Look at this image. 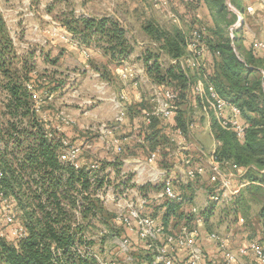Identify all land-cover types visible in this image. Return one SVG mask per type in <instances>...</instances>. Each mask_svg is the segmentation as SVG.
Masks as SVG:
<instances>
[{
	"label": "trees",
	"instance_id": "16d2710c",
	"mask_svg": "<svg viewBox=\"0 0 264 264\" xmlns=\"http://www.w3.org/2000/svg\"><path fill=\"white\" fill-rule=\"evenodd\" d=\"M204 1L216 10L215 26L207 27L204 44V52L210 47L214 55L212 71L206 72L202 58L201 66L192 73L186 72L181 59L189 54L190 33L186 34L178 26L167 29L153 22L143 25L157 44L145 52L146 71L154 82L178 93L174 129L185 134L198 110L194 104L201 102L193 89L198 78L204 81L207 90L212 85L228 102L237 105L247 125L245 138L239 139L235 132L221 127L212 115V130L218 142L215 154L221 162L247 168V176H252V180L264 181V172H261L264 169V75L259 69L264 67V62L252 50L245 58L237 52L239 39L227 34L228 26L236 17L227 18L226 0ZM202 2H182L185 14H180V18L186 15V23L192 28L201 23L197 11ZM59 20L68 34L86 45L103 48L114 60L126 59L134 50L127 28L114 16L89 18L74 13ZM211 34L215 37L209 38ZM161 54L177 62L163 65ZM35 60V51L18 53L0 7V166L4 172L1 184L16 199L27 229L18 246L0 239V264H97L93 256L79 247L94 242L88 240L87 233L90 227L97 226L95 223L112 227L118 222L99 192L110 185L118 188L115 182L122 162L119 158L113 161L98 158L84 145L78 157L79 165L60 159L64 147L73 142L66 145L64 140L68 137L48 127L38 115L33 91L28 85L31 83L35 89L50 93L63 83L37 74ZM142 132L146 133L151 149L159 146L155 119L143 125ZM109 166L114 170V179L107 172ZM150 188L159 189L152 184L141 187L144 192ZM181 204L169 201L171 208L178 209ZM120 226L126 230L123 224Z\"/></svg>",
	"mask_w": 264,
	"mask_h": 264
},
{
	"label": "crops",
	"instance_id": "0c3cea01",
	"mask_svg": "<svg viewBox=\"0 0 264 264\" xmlns=\"http://www.w3.org/2000/svg\"><path fill=\"white\" fill-rule=\"evenodd\" d=\"M86 1L87 0L81 1L82 7L86 4ZM230 1L232 5L228 8L229 15H227L236 18L233 23L228 26V29L231 34L233 28L234 37L239 39L240 49L239 51L237 50V52H240L242 57L245 58L248 55L247 52L252 50L256 58H261L264 62V48L254 47L256 42H264V3L260 0H226L227 6H229ZM30 2L29 5L27 3L25 4L24 0H0L1 10L19 54L35 51L37 56L43 53L44 57L41 59L42 61L44 60L43 62H51L56 67L61 65L67 69L68 72L76 75V77H83V79H85L84 77L88 76L90 78L95 77L102 80L104 87H106L107 96L101 97L100 99L114 105L113 108L117 109L116 103L122 94L128 95L127 100L124 101L127 116L122 123L117 124V122H114L116 124L115 127H113L114 131L108 136L110 140L118 138L123 150L118 152L110 142L114 154L101 158L108 161H113L115 158L121 160L122 166L120 174L118 175V180L128 182L130 186L132 185L130 190L133 188L137 196L139 194H144V196H146L150 191H156V196L162 189V185L159 183L158 184L161 186L160 190L150 188L151 190L144 192L141 187L144 186L147 181H151L152 173L155 172L154 168L164 167L169 170V176L173 180L176 191L183 193L185 196L186 193L191 196L189 205H186L184 209L180 208L183 207L187 201L185 204L182 203L181 207L178 209L171 208V206L169 207V204L159 206L160 208H156L155 206V212L152 216L156 219L158 225L167 230L166 228L170 224L172 218L177 219V222L181 224L180 228L188 227L193 224L195 225L197 224V216L189 211L193 207H196L203 218V221L198 224L200 242L206 254L210 257H221V252L217 243L210 237V233L213 231L229 236L230 247L236 251L240 246L247 245L252 240H256L264 246V213L261 214V210L258 213L260 219H252L247 207L248 204L244 203L243 200L246 192H250L253 188L250 185L257 183V181L247 176V172L243 174L242 177L240 173L237 175L238 177H235L236 184H240L243 180H246L248 184L242 188L240 194L237 195L234 200L222 202L210 199L211 195L217 194V188L214 187V184L210 180L215 167L214 164L210 162V158L218 147V142L212 130L213 114L211 111H206L203 108L196 110V119L195 116H193L196 128H191L190 126L187 134L178 129H174L175 118L173 117L167 121L155 119V128L159 130V145L164 146L165 151L162 160L158 164L153 166L147 164V158L152 149L150 148L149 141L145 137L146 133L142 132L145 122L142 110L148 105V102L147 100L140 99V95L146 99L148 93H145L143 89L145 87H151V85L156 83L146 71L144 55L147 48L143 50V48H138L136 44L132 43L134 50L128 58L120 61L114 60L111 54L101 47L86 45L82 40L80 44H74L73 41L63 38V34H68L66 27L60 22L53 20V14H56L55 8L59 7L62 8L61 12L63 15L60 16L56 14L55 18H65L66 16L74 14L76 10L71 13H65L67 11L65 5L69 6L71 0H30ZM170 2L169 8L173 6L172 8L174 9V13H171V15H177L180 18V14H185L182 11L184 5L180 0H170ZM249 7H252L253 10L249 11ZM75 14L76 16L89 18L110 15L120 19L115 13L95 16L84 10H77ZM197 17H199L198 22L212 28L215 26L216 10L210 8L207 1L205 2L203 0L197 11ZM182 20L183 24L186 26V28L185 26L184 28L187 31L191 30L192 25L186 23V15L185 17L183 15ZM57 24L59 26L55 32L53 29ZM178 27L186 33L183 26L181 27V24L178 25ZM211 37L214 38V34H211L209 38ZM153 44L157 46L155 42H153ZM46 55H48L51 60L45 59ZM162 58L164 59L162 60ZM37 59L39 60V58L36 57V60ZM165 60L168 61V64L177 62L176 59L161 54L160 62L163 65H168L164 64ZM185 61V58L181 59L183 69H185L186 72L189 70V72L192 73L195 68L191 67L189 64L187 65ZM213 62L214 55L210 47H206V51L203 54V64L205 65L207 73L212 71ZM126 68L135 72L136 77L133 80H123L122 74ZM259 69L264 75V67H260ZM56 79L59 80L58 78ZM71 79L73 78H68V80ZM136 81L138 84L134 83ZM201 84L202 86H206L204 81L198 78L193 85L195 94H198L196 89H198V87L201 88ZM63 85L57 89H53L50 93H45L42 89H35L33 91V100L35 103L38 102V99L41 100L40 108L36 110L38 115L46 122V125L54 131L59 129V131L64 133L74 144V118H72V106L69 103H63V101H61V99L64 98L63 96L67 94L70 95L71 92L69 91L66 93L68 88L64 87V95L62 94V96H60L58 91L62 89ZM76 87H79V84H76L75 87L73 86L70 89L77 91L79 88ZM62 103L64 106H62ZM67 105L69 106L66 107ZM183 108H185V105L182 106V109ZM109 113H111V111ZM117 113L118 111H116L115 116H113L114 121ZM61 114H67L71 119V123L68 125L63 124ZM139 125L142 129L141 132L138 133L135 128ZM207 134L213 139L209 150H207L204 145L205 135ZM160 136H165V139L160 140ZM179 142L186 147L185 152L193 156V164L195 167L204 166V172L196 179L188 180L185 176L184 167L180 165V163L177 164V161H180L174 159L173 155H170V150H172L175 145L177 146ZM140 164H144L142 169L140 168ZM215 165H219L228 173L235 174V172H232L234 169H232L230 165H224L223 163ZM243 169L248 170L247 168L238 166V171ZM107 172H109L110 177L114 179L115 173L111 166L108 167ZM261 172H264V169L261 170ZM210 183L212 184L211 187H209ZM128 184L125 185V187L126 190L129 191ZM111 187H113V185L106 188V191L108 189L110 190ZM204 191L206 204L204 203V206L201 208L196 204V195L201 192L203 194ZM220 207H225V209L223 212H218L220 216H217V210ZM179 209L181 213L184 212L185 216L189 217L188 220L184 219L182 216L183 214H181L183 218L176 216V212ZM188 212L190 213L189 215ZM178 254L181 259H185L187 256V252L184 249H179ZM238 261L248 264H260L253 254L239 256Z\"/></svg>",
	"mask_w": 264,
	"mask_h": 264
},
{
	"label": "built area",
	"instance_id": "2783aa9c",
	"mask_svg": "<svg viewBox=\"0 0 264 264\" xmlns=\"http://www.w3.org/2000/svg\"><path fill=\"white\" fill-rule=\"evenodd\" d=\"M184 3H190L194 0H180ZM264 3V0H260ZM30 2L26 0V3ZM153 6L156 9L168 8L170 0H152ZM28 4V3H27ZM249 11L253 8L249 7ZM199 18V17H198ZM174 19L177 21L179 18L174 15ZM59 24V23H58ZM54 26V31H57L59 25ZM207 26L204 24L195 25L189 32L190 39L188 41L189 54L185 57V63L193 68L201 66L202 58L204 54V44L206 41ZM231 35L234 37L233 28ZM63 38L71 40L74 44H80V40L71 36L70 34H63ZM255 48H264V42H256ZM175 62V61H174ZM136 77L135 72L129 68H126L122 74L123 80L134 79ZM138 84L137 81L134 82ZM29 89L35 90L34 86L30 83ZM150 92L147 98L144 99L140 95V99L147 100L148 105L143 108L142 114L144 118V125H149L154 119L170 120L178 107V93L166 86L165 84L154 83L150 87ZM198 95L201 98L200 103H195V109H205L211 111L217 120L218 124L228 130L235 132L239 139H244L246 135V122L242 116L241 109L230 102L223 96H221L214 86H209L207 90L206 86L198 87L196 89ZM128 95L122 94L120 99L117 100L118 113L115 117L117 124L122 123L126 116L127 111L125 109L124 101L127 100ZM41 105V100L35 103L36 109L38 110ZM63 123L70 124L71 119L68 115L61 114ZM191 128H196L195 122H191ZM104 132L109 136L113 133V129L104 125ZM139 133L141 132V126L135 128ZM59 130V129H58ZM52 135V134H50ZM69 139H65L64 143L69 144ZM118 152L123 150L122 145L118 138L110 140ZM165 148L161 145L152 149L147 158V164L156 165L158 164L164 154ZM83 150L82 145H70L64 147L61 151L60 159L63 161L75 162L79 165L78 157ZM186 147L180 142L170 150V155H173L174 159L179 160L184 167L185 176L188 180L198 178L204 172V166L195 167L193 162V156L186 153ZM210 162L214 164V171L210 177L214 187L217 188V194L211 195V200L230 202L240 194L242 188L248 183L243 180L240 184L235 183V177L240 173L241 177L246 174L247 170L243 169L238 171V166L228 162H222L224 165H230L234 169V173H228L223 170L222 167L215 164H222L218 160L215 152L211 155ZM140 168L144 167V164H140ZM94 168L97 165H93ZM155 172L152 173L151 181L162 185V189L158 192L157 198L161 200H167L172 202L184 203L187 201L186 196L176 191L172 178L169 176V170L167 168L157 167L154 168ZM237 173V174H236ZM4 176V172L0 166V239L7 240L14 243L16 246L24 238L27 233V229L23 224L20 214L21 211L18 207L16 199L8 195L2 187L1 180ZM132 192L135 190L132 188ZM136 194V193H135ZM137 195V194H136ZM136 205L133 203L129 204L132 206L127 213L118 214L116 220L123 224L130 231H137L139 237L146 242L147 248L151 251V262L147 264H248L241 263L238 261L239 256H248L253 254L260 264H264V246L256 241L252 240L247 245L240 246L237 251L230 247L229 236L213 231L210 233V237L217 243L218 248L221 252V257H209L207 256L203 245L200 242V230L198 224L203 221L198 208L193 207L189 212L196 214L197 224L190 225L188 227H182L178 232L172 233L165 230L164 227L158 225L156 219L147 214H142V210L147 207L148 200L146 197L137 196ZM141 201V202H140ZM188 212V213H189ZM190 214V213H189ZM122 246H128L129 239L121 238ZM179 249H184L187 252L185 259H180L178 256ZM181 262V263H180ZM250 264V263H249Z\"/></svg>",
	"mask_w": 264,
	"mask_h": 264
},
{
	"label": "rangeland",
	"instance_id": "374dc122",
	"mask_svg": "<svg viewBox=\"0 0 264 264\" xmlns=\"http://www.w3.org/2000/svg\"><path fill=\"white\" fill-rule=\"evenodd\" d=\"M24 1L26 4V0ZM81 1L82 0H71V4L69 6L65 5V8L67 9L65 13H71L74 12V10H76V12L77 10H84L85 12L91 13L95 16L115 13L120 17L124 26L127 28L128 37L131 42L136 44L138 48H143V50L148 47H155L150 36L143 29L144 24L153 22L167 29H172L173 27L181 24V27L183 26L186 34L189 33V31L185 29L186 26L183 24V20L176 15L179 18V20L176 21L174 19V15H171V13H174V9L172 8L173 6H170V8L168 7L163 9H156L153 6L152 0H87L86 4L82 7ZM27 3L30 5L31 2ZM231 5L232 4L230 1L228 8H230ZM55 9L56 14L60 16L63 15L61 12L62 8L59 7ZM56 14H53V20H55L56 22H60L58 18H55ZM228 15L227 18H229V20H232L233 17H229ZM227 34H229V36L233 38L230 34L229 29H227ZM36 57L39 58V60H35L37 65V74L46 75L51 78H58L59 80H61L64 85L60 90L61 93L60 91H58V94L60 96H62V94L64 95V87L68 88L66 93L70 91L72 94L63 96L64 98L61 99V101H63V103H69L72 106L71 111L72 118H74L73 123L74 140L76 141L75 143L77 145H84L87 149L91 150V152L98 158H104L106 156L108 157L109 155L114 154V150L109 141L110 139L106 135L107 132L103 131L105 129V127L103 126L106 125L109 128L114 129L113 127H115L116 124L114 123L115 121L113 116H115L116 111H118V107L117 109L113 108L114 105L100 99L101 97L107 96L106 87H104V83L102 82V80L95 77L90 78L88 76H85V79H83V77H76V75L68 72V70L61 65L56 67L51 62H43L44 60H41L44 57L43 53L37 55ZM45 59L51 60L48 55H46ZM163 59L164 58H162V60ZM164 62V64H168L167 60H165ZM68 78L73 79L68 80ZM76 84H79V87H76L79 89H77V91L71 90L70 88H72L73 86L75 87ZM150 90V87H145L143 89L145 93H149ZM63 103L62 106H64ZM68 106L69 105H67L66 107ZM110 111L111 113H109ZM194 116L196 119L197 112L194 113ZM205 136L206 138L204 139V145L205 148L209 150L213 139L209 134ZM121 182L122 181H119L117 179L115 183L119 185L118 188H113V186L110 190L108 189L106 191V189H103L99 192V196L103 200L105 206L109 208V213L112 214L113 218L118 214L127 213L130 208L133 207V205L129 206V204L134 202V204L136 205V202L139 203V201L137 200V195L130 190V184H128V191ZM148 184L158 186V190L161 189V184L159 185L158 183L147 181L145 185ZM211 186L212 184L210 183L209 187ZM250 186H252L253 188L250 190V192H246L243 200L244 203L248 204L247 207L249 209L251 218L260 219L258 216L259 211L262 210L261 214L264 213V181L257 180V183L251 184ZM156 193V191H150L146 196H144V194L138 195L142 197L144 196L148 200L147 207L142 210V214L152 216V214H154L155 212V206L157 208L159 206L169 204V201L167 200L160 201V199L156 197L157 195L155 196ZM186 196L187 203L180 209H184V207H186V205H189V202L191 201V196L187 193ZM205 200V191L203 192V194L201 192L200 194L196 195V204L201 208L204 206V203L206 204ZM180 209L177 212L175 211L177 214L176 216H178L179 218L183 216L184 219L188 220L189 217L185 216L184 212L181 213ZM224 209L225 207H220L217 210V216H220L218 212H223ZM181 214L183 215L181 216ZM170 221L171 222L166 229L172 233L178 232L181 224H179V222H177V219L175 218H172ZM95 224H97V226L90 227L88 230L89 232L87 233L88 240H93L94 242L89 243L88 245H81L79 249L82 252L88 253L90 256H93L96 259L97 264H147L151 262V251L147 248L146 242L139 237L137 231H130L127 228L126 230H124V228L122 229V227L120 226L121 224L119 222H115L116 225L114 224L112 225V227H106L99 224V222ZM121 238L129 239L128 246H122ZM207 256L209 257V259L211 258L209 255Z\"/></svg>",
	"mask_w": 264,
	"mask_h": 264
}]
</instances>
